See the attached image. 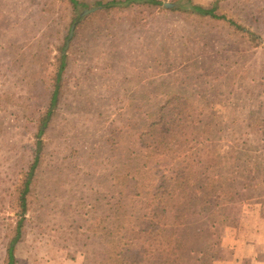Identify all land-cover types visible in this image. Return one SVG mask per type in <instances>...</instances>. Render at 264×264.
<instances>
[{"label":"rangeland","instance_id":"obj_1","mask_svg":"<svg viewBox=\"0 0 264 264\" xmlns=\"http://www.w3.org/2000/svg\"><path fill=\"white\" fill-rule=\"evenodd\" d=\"M78 1L74 23L68 0H0V264L37 140L14 264H162V225L173 264H264V0H189L224 18ZM157 181L178 193L164 213Z\"/></svg>","mask_w":264,"mask_h":264},{"label":"trees","instance_id":"obj_2","mask_svg":"<svg viewBox=\"0 0 264 264\" xmlns=\"http://www.w3.org/2000/svg\"><path fill=\"white\" fill-rule=\"evenodd\" d=\"M69 4L71 5L73 11H74V17H73V22H77L79 19H82V12L88 10L86 4L83 2H80L78 0H68ZM132 4H147V5H152V6H163L164 8L168 10H173L175 11L178 7L175 6L174 3H161L158 0H109L106 2L102 1H97L95 2L94 6L103 10H112L115 8H127ZM184 11H189L191 13H195L199 16H209L212 18H224V16H218L215 14V9L214 7H204L201 5H196L193 4L191 1H187V4L183 7ZM230 24L234 25L233 21H229ZM237 26V25H235ZM238 29L241 28L240 26L237 27ZM242 29V28H241ZM64 62H65V55L61 54L59 57V70H58V75L57 77L60 76L61 70L64 67ZM58 80V78H57ZM58 82L56 81L54 85V90L52 92L51 98H50V105L45 112L44 116L41 117L38 125V134L42 133L44 129L46 128V123L47 119L49 118L51 114V107L55 104L56 102V97L58 93ZM173 99H169L167 103H165L164 106H161L159 108L158 116L155 117L154 121H151L146 127V134L147 138L149 139L148 141V146L147 150L152 151V153L157 154V152L161 153V147L165 144V141L169 145L173 141V131L176 127V123L179 122V120L176 119L177 115L173 113V111L168 110L167 107L168 105L173 104ZM174 115V116H173ZM37 151L34 155L33 161L28 167V171L26 175L24 176L22 187L18 193V202H19V209H20V214H19V219L16 222V226L13 231V235L11 237V240L8 243L6 252H7V264H14V248L16 243L19 241L20 236H21V230L23 227V219L21 217L22 213L25 212L26 208V195L28 194L29 191V186L31 183V179L34 175V171L36 169V165L39 160V145L40 141L37 140ZM152 168V167H151ZM159 179H164V183L172 176L171 174L166 175L165 173H159ZM164 185L160 182L157 181L155 187L152 189V193L150 194L151 198L154 200H158L160 205L162 203L167 204L168 202H172L176 196H178V193L172 188L167 189L165 188V193L163 192ZM167 187V186H166ZM161 213L165 212V206L161 205ZM138 233H144L143 229L140 227L138 229ZM161 233V246H162V251H163V256H162V264H173V261L168 258V256H171L174 252V245H173V238L171 233L167 231V228L165 225H162V229L160 230ZM139 251L140 248L137 252L133 253L135 257H133V260H136L133 262V264H141L142 258L139 257ZM115 257L117 260H122L123 258L121 257V253L115 254Z\"/></svg>","mask_w":264,"mask_h":264},{"label":"water","instance_id":"obj_3","mask_svg":"<svg viewBox=\"0 0 264 264\" xmlns=\"http://www.w3.org/2000/svg\"><path fill=\"white\" fill-rule=\"evenodd\" d=\"M164 5H166V3H164ZM85 12L87 13L88 11L86 10ZM72 31H73V28L71 27V29H70V33H69V37L71 36Z\"/></svg>","mask_w":264,"mask_h":264}]
</instances>
